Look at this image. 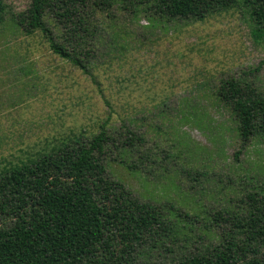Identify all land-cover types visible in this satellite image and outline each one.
<instances>
[{
	"label": "rangeland",
	"instance_id": "rangeland-1",
	"mask_svg": "<svg viewBox=\"0 0 264 264\" xmlns=\"http://www.w3.org/2000/svg\"><path fill=\"white\" fill-rule=\"evenodd\" d=\"M3 2L0 173L64 138L91 137L109 118L110 133L125 123L142 141L131 151L110 145L106 173L141 200L187 213L171 216L173 231L146 238L139 264H168L227 232L244 240L246 225L217 216H247L264 204V142L252 139L235 158V121L216 94L229 77L264 91V36L251 35L243 3L199 21H152L114 7L99 16L106 32L84 73L53 53L39 30L17 24L31 0Z\"/></svg>",
	"mask_w": 264,
	"mask_h": 264
},
{
	"label": "trees",
	"instance_id": "trees-1",
	"mask_svg": "<svg viewBox=\"0 0 264 264\" xmlns=\"http://www.w3.org/2000/svg\"><path fill=\"white\" fill-rule=\"evenodd\" d=\"M238 3L246 6L250 33L260 40L264 0H31L17 24L28 33L39 30L53 53L89 73L87 64L106 32L99 16H109L114 7L135 17L145 13L152 21H199ZM5 9L0 0V20ZM216 94L235 121L240 140L235 158L252 139L264 142V91L229 77L220 81ZM107 120L89 138H64L48 152L0 173V264H139L147 237L173 231L171 216L187 217L169 204L139 199L106 173L103 156L110 145L131 151L142 141L125 123L110 133ZM257 193L248 198L258 201ZM256 211L217 216L236 228L246 225L244 240L227 232L200 251L174 254L168 264H264V248L251 244L255 237L264 242V204Z\"/></svg>",
	"mask_w": 264,
	"mask_h": 264
}]
</instances>
